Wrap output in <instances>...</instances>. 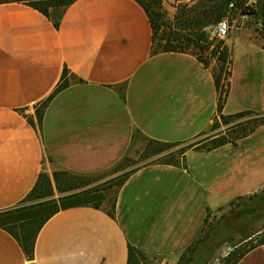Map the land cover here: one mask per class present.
<instances>
[{
  "label": "crops",
  "instance_id": "0c3cea01",
  "mask_svg": "<svg viewBox=\"0 0 264 264\" xmlns=\"http://www.w3.org/2000/svg\"><path fill=\"white\" fill-rule=\"evenodd\" d=\"M162 2L173 17L197 0ZM227 44L232 74L223 114H264V39L243 27ZM65 69L69 87L40 122L37 110ZM218 105L215 76L198 57L155 54L136 0H77L59 20L25 2L0 4V264H128L130 246L156 264H178L211 211L264 189V125L236 145L187 153L184 166L137 169L112 207L102 191L21 204L42 174L113 170L136 132L163 143L198 139ZM43 217L30 257L21 225ZM237 264H264V244Z\"/></svg>",
  "mask_w": 264,
  "mask_h": 264
},
{
  "label": "trees",
  "instance_id": "16d2710c",
  "mask_svg": "<svg viewBox=\"0 0 264 264\" xmlns=\"http://www.w3.org/2000/svg\"><path fill=\"white\" fill-rule=\"evenodd\" d=\"M77 0H0V4L12 3V2H25L29 3L30 6L36 8L44 15L50 17L51 11H57L66 9L71 6ZM143 8L145 9L151 28L153 30V42L154 52L157 53H191L192 50L198 49L205 52L210 48L209 37L206 33V29L209 26H217L224 19L228 17L230 13V2L234 1L235 8L233 11H239L245 15H257L260 14L263 19V35H264V0H262V8L258 12L254 5L249 6V0H200L194 6L179 5L176 11V15L173 23H169L166 19V12L163 9L162 0H139ZM261 12V13H260ZM158 49H157V45ZM225 42H220L215 49L216 55L218 54V61L224 64L230 63V51L228 48L222 49ZM223 50V51H222ZM203 63L202 60L199 59ZM204 64V63H203ZM205 66H207L205 64ZM208 67V66H207ZM65 69L62 82L53 93V95L43 104L42 109L37 110V117L40 122L43 121L44 110L48 107L50 101L59 94L61 91L69 87V83L65 80L67 74ZM230 71V78H231ZM215 76V75H214ZM216 84L219 91V111L223 110L224 103L227 101V96L230 93V82L228 84L227 93L224 92L225 97H222L221 91V78L216 77ZM221 95V96H220ZM252 115L253 112L245 111L234 115H222L224 125H232L236 121L245 117V115ZM264 125V116L256 119L252 126L248 127L244 124H237L232 126L226 133H221L215 138H212L209 142L210 146L206 149L207 152L221 148L227 144L236 145L240 140L253 134L260 126ZM183 143H163L159 141L150 140V144L143 151V159L149 160L151 158L168 154L167 157L171 159L168 161L170 165L173 163L175 153L173 150ZM185 149L179 150L181 155L185 154ZM128 158L124 159L119 165L114 168V172H119L127 169ZM176 166V165H175ZM131 172L126 176L124 180H121L120 186L122 187L128 177L134 173ZM96 180L89 176H77L66 171H57L53 174V180L47 174H42L35 185L32 192L28 195L25 201H45L55 194L56 190L61 193L75 192L81 189L88 188L82 193H91L99 191V187L90 188ZM42 204V203H41ZM209 215L206 219L208 223ZM48 219L33 220L21 225V240L26 249L28 256H32L35 240L37 235L45 222ZM206 226V225H205ZM214 234V230L211 229L209 232L203 229L201 236L197 241L191 245L181 257L178 264H200L201 262L194 261L192 258H186L187 253L195 252L200 248V245L207 243L208 240ZM216 234L218 232L216 231ZM256 238V237H255ZM264 244V232L260 233L256 240H253V236L246 238L244 241L235 246L234 250L223 260L221 264H237L247 253L257 246ZM156 259H153L141 250L130 246L128 264H156Z\"/></svg>",
  "mask_w": 264,
  "mask_h": 264
},
{
  "label": "rangeland",
  "instance_id": "374dc122",
  "mask_svg": "<svg viewBox=\"0 0 264 264\" xmlns=\"http://www.w3.org/2000/svg\"><path fill=\"white\" fill-rule=\"evenodd\" d=\"M29 1H36V0H29ZM140 5V1L136 0ZM142 1V0H141ZM200 0H197L198 3ZM249 6L254 5L256 11H260L262 8V0H249ZM29 4V3H28ZM163 4V2H162ZM195 5V4H194ZM192 5V6H194ZM143 7V5H141ZM177 8L175 9V14L172 17L170 12H166V19L169 23H173ZM67 9V8H66ZM66 9H61L57 11H51V15L56 18L60 19L63 12ZM173 11V9H172ZM173 13V12H172ZM261 13V12H260ZM242 13L239 11H230L228 13L227 19V26L231 30L230 36L228 38H221L217 33V26H209L206 29V33L209 37L210 48L205 52H202L198 49L192 50V54H194L198 59L202 60L204 64H206L213 72L216 77L221 78V91L222 97L224 98L228 90V84L230 82V71H231V64L227 63L224 64L223 62L218 61V54L216 55L217 49L215 47L220 42H225V45L222 46V49L225 47L228 48L231 55V50L227 44V40L231 39L232 37V30L237 28L249 27L253 29L259 37L264 39L263 35V19L260 14L257 15H248L249 17L244 19ZM233 28V29H232ZM157 45V44H156ZM157 45V49H158ZM223 51V50H222ZM231 61V58H230ZM65 80L69 82L68 72L65 75ZM221 96V95H220ZM228 98V96H227ZM226 98V99H227ZM227 102V101H226ZM43 104L40 105L39 109H42ZM225 107V103L224 106ZM224 110V108H223ZM223 110L219 111L218 105V115L215 118L213 124L211 125V129L209 132H206L198 139L194 141L185 143L181 146H178L173 150L175 153V158L173 163L176 166H184L186 164L187 158L186 154L193 152V151H206V149L210 146L209 142L212 138H215L217 135L221 133H226L228 129L232 126L237 124H244L248 127L252 126L256 119H259L264 114H250L245 115V117L241 118L240 120L236 121L232 125H224L222 115ZM242 113V112H241ZM238 114V113H237ZM227 116V115H225ZM150 144V140L145 138L139 132H136L134 135L133 145L129 155L126 157L128 158L126 164L127 169L119 172H114V169L105 173L104 175L99 176H92L96 182L90 187H99V191L105 192L109 201L108 204L112 207L114 203V199L120 190V182L124 180L128 174L133 171H136L143 166L161 162V163H169L171 161L167 157L168 154H163L149 160L143 159V151L146 147ZM185 149V154L181 155L179 150ZM125 158V159H126ZM88 188L81 189L75 191L77 193H81ZM74 192L64 193L61 194L55 189V194L53 197L49 198L44 201H24L21 204V208L30 209L35 208L39 205H54L59 200H64L70 197ZM42 203V204H41ZM47 219V217H43L39 220ZM208 223L205 226V231L209 232L211 229L214 230V234L208 240L207 243L200 245V248L195 252L187 253V259L192 258L196 262H201L200 264H221L223 260L234 250L235 246L244 241L246 238L253 236V240H256L257 236L264 232V189L259 191L254 195L236 199L230 202L228 205L224 206L223 208L209 213ZM216 231L218 234H216ZM256 237V238H255ZM183 256V255H182ZM196 264V263H193Z\"/></svg>",
  "mask_w": 264,
  "mask_h": 264
},
{
  "label": "built area",
  "instance_id": "2783aa9c",
  "mask_svg": "<svg viewBox=\"0 0 264 264\" xmlns=\"http://www.w3.org/2000/svg\"><path fill=\"white\" fill-rule=\"evenodd\" d=\"M230 10H233L235 8V4L234 1L230 2V6H229ZM248 15H243V18L246 19L248 18ZM217 29V33L219 35V37L221 38H228V36H230L231 34V30L229 29V27L227 26V19H224L221 23H219L216 27Z\"/></svg>",
  "mask_w": 264,
  "mask_h": 264
},
{
  "label": "water",
  "instance_id": "95a60500",
  "mask_svg": "<svg viewBox=\"0 0 264 264\" xmlns=\"http://www.w3.org/2000/svg\"><path fill=\"white\" fill-rule=\"evenodd\" d=\"M210 129H211V126L207 129V132H209L210 131Z\"/></svg>",
  "mask_w": 264,
  "mask_h": 264
}]
</instances>
